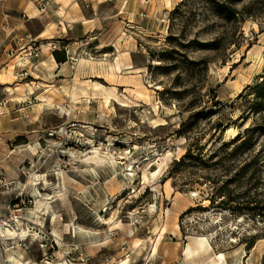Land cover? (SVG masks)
<instances>
[{"label":"rangeland","instance_id":"1","mask_svg":"<svg viewBox=\"0 0 264 264\" xmlns=\"http://www.w3.org/2000/svg\"><path fill=\"white\" fill-rule=\"evenodd\" d=\"M146 2L131 0V29L123 23L130 17L120 15L113 32L94 38L100 46L115 39L116 52L131 44V64L120 63L123 86L114 95L83 88L89 79H74L75 57L69 81L75 91L66 104L59 106L54 88L38 97L52 98V105L30 117L3 104L0 170L16 183L11 196L23 191L19 168L31 162L39 186L25 191L41 189L42 199L29 218L38 216L45 233L55 230L74 264L80 254L83 264L175 263L188 245L197 248L176 226L218 210L251 212L262 225L260 234L225 252V264H264V99L254 112L248 103L249 90L264 79V0ZM91 48L83 63L106 57ZM60 52L67 56V47ZM4 86L0 102H27L28 96H8ZM13 115L32 126L7 142L1 129ZM238 136L247 143H234ZM44 203L47 212L38 209ZM23 250L41 257L32 240ZM215 254L195 250L180 264H212Z\"/></svg>","mask_w":264,"mask_h":264},{"label":"crops","instance_id":"2","mask_svg":"<svg viewBox=\"0 0 264 264\" xmlns=\"http://www.w3.org/2000/svg\"><path fill=\"white\" fill-rule=\"evenodd\" d=\"M149 1L146 3L150 7ZM45 2L47 6L42 12L38 11L32 0H4L0 2V78H11V81H3L7 84H3L1 81L0 84L5 85L3 90L10 97L16 95L23 98L30 95L31 98H35L34 100L38 104L20 111L17 110L20 113L23 112L27 117L38 111L39 107L40 110H43L44 106L52 105V103L42 101L45 100L44 97L41 100L38 99L52 88L62 97L63 102L59 106L70 100L72 89L69 86V81L72 75L70 72L72 58H80L75 67L74 79L76 77L77 79H89L84 82L85 85L82 87L89 88L90 92L101 95L108 94L107 89H111V94L114 95L115 91L123 86L120 83V63L124 64L123 66L131 64V44L129 45L130 49L116 52L113 49L116 47L115 39L111 41V45H106L104 49H100V45L94 41L98 32H113L114 27L120 23L119 19L116 20V17L119 18L120 15L130 17L129 21H123V23L131 29V0H45ZM25 35H31L35 39V44L40 45L41 55L39 59L33 61V67L28 66L23 69L26 71L27 77L16 79L14 73L22 68L17 67V58L10 57L8 51L20 46L19 40L21 41ZM50 43L67 47V56L61 52L57 53L59 58L66 60L56 61L53 52L47 46ZM90 46L94 52L103 51L102 55L106 57H102L99 63H83V61L88 62L89 60L87 55ZM87 68H90V72L85 70ZM88 81L91 83L88 84ZM93 82L99 84L96 85L99 87H95ZM6 86L13 87L15 93L11 95L6 91ZM18 86H23V91L18 92L16 89ZM77 92L80 94L79 91ZM4 100L7 101V104L11 103L12 108L15 109L22 102L15 101V98L10 99L11 101ZM1 108L3 109V105ZM9 109L5 108V111H9ZM13 116L14 119L9 116L7 127L1 129V131L9 133L6 136L7 142L23 137L27 132L25 129L32 126L26 125L20 118L21 115ZM29 122L34 124L36 120L33 119ZM0 124H2L1 120ZM186 256V253H182L179 261L167 264H180V261H183ZM190 256L194 257L195 252Z\"/></svg>","mask_w":264,"mask_h":264},{"label":"built area","instance_id":"3","mask_svg":"<svg viewBox=\"0 0 264 264\" xmlns=\"http://www.w3.org/2000/svg\"><path fill=\"white\" fill-rule=\"evenodd\" d=\"M3 1L0 0V2ZM32 1L39 12H42L47 6L45 0ZM19 42H21L20 46L8 51L10 57L17 58V67L22 68V70L14 73L16 79L27 77V73L23 69H26L28 66L33 67V61L39 59L41 55L40 45L35 44V39L31 35H25ZM47 46L53 53L66 50L65 46L58 44L50 43ZM27 96V102L17 106L19 111L23 110L25 106L27 108L33 106L35 100L33 101L30 95ZM3 104L6 105L7 101L0 102V105ZM32 168L31 162L23 161L19 168L17 181L21 177L26 181L23 184L20 183L23 191H19L13 198L11 194L16 183L14 180H8L0 170V264H74L71 258V255H73L71 249L62 254V259L57 257L60 249H63L66 245L62 243V238L59 235L57 236L55 230L51 228L49 233H45L42 229L43 227H41V223L37 220L38 216H34L33 219L29 218L28 212L36 208L37 201L41 197V189L36 188L33 193L25 191L27 186H39V183L36 181V172ZM45 218L44 216V221ZM49 221L51 225V217ZM21 228L28 231L25 239L20 237ZM27 240H32L36 243L41 257L39 259H31L25 252L26 258L22 261H17L14 255H11L12 258L8 259L10 257L9 254L12 253V248L18 245L23 250V245ZM77 260L80 262L79 264L85 262L81 254Z\"/></svg>","mask_w":264,"mask_h":264},{"label":"bare ground","instance_id":"4","mask_svg":"<svg viewBox=\"0 0 264 264\" xmlns=\"http://www.w3.org/2000/svg\"><path fill=\"white\" fill-rule=\"evenodd\" d=\"M105 46H100V49H104ZM3 84H7V82H1ZM16 89L19 91H23V86H18ZM6 91H8L11 95L15 93V89L11 86H6ZM75 91V87H72V92ZM52 98L47 97L45 100H42L47 103L51 102ZM104 106H109V99L104 98ZM3 109H0V116H3ZM36 120V118H34ZM38 144L27 146V150L30 153L36 152V146ZM91 157H87L83 160V163H88L87 160H90ZM29 187V186H27ZM42 196L37 201L40 205V200ZM42 204V206H44ZM38 209L42 212H47V206L38 207ZM185 211V210H184ZM252 214L251 212L246 211L244 215L238 216L231 212L230 210L225 211H210V212H201L194 214L191 218H188L182 226H176V230L179 231L186 239L197 244V248H193L188 245L186 248V255L189 257L192 255L195 250H201L210 248L211 250H215V257L212 258V264H225V252L229 249L239 247L244 241L250 240L254 236L260 234L262 230V225L258 222L252 221L249 216ZM20 237L25 239L27 237V230L21 228ZM106 242L98 243L101 247H104ZM65 246L62 251H60L57 255L60 257L62 252H66L68 249ZM17 251L19 257H25V251L20 248V246L16 245L12 248V252ZM12 256L8 257L11 259ZM28 260V259H27Z\"/></svg>","mask_w":264,"mask_h":264},{"label":"trees","instance_id":"5","mask_svg":"<svg viewBox=\"0 0 264 264\" xmlns=\"http://www.w3.org/2000/svg\"><path fill=\"white\" fill-rule=\"evenodd\" d=\"M227 13L229 12V9H227ZM231 12V11H230ZM57 53L58 52H54V57L56 59V61H63V60H66L65 58H59L57 56ZM250 92L253 93L254 95V98L253 100H249L248 103L250 105V112H254L256 111L257 108H259L261 106V100L264 99V79L257 83L254 87H252L250 90ZM250 95V94H249ZM239 142L240 144L244 145L247 143V140L246 139H243V138H240L239 136L234 140V143H237ZM233 142H230L229 144H231ZM232 211H235L233 208L231 209ZM249 211H252L254 212L255 209H250Z\"/></svg>","mask_w":264,"mask_h":264}]
</instances>
